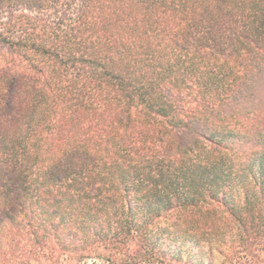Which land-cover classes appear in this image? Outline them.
<instances>
[{
    "label": "trees",
    "instance_id": "1",
    "mask_svg": "<svg viewBox=\"0 0 264 264\" xmlns=\"http://www.w3.org/2000/svg\"><path fill=\"white\" fill-rule=\"evenodd\" d=\"M264 264V0H0V264Z\"/></svg>",
    "mask_w": 264,
    "mask_h": 264
},
{
    "label": "rangeland",
    "instance_id": "2",
    "mask_svg": "<svg viewBox=\"0 0 264 264\" xmlns=\"http://www.w3.org/2000/svg\"><path fill=\"white\" fill-rule=\"evenodd\" d=\"M77 264V262L75 263ZM80 264H110L107 261L101 259V258H94V259H87L85 261H82Z\"/></svg>",
    "mask_w": 264,
    "mask_h": 264
}]
</instances>
